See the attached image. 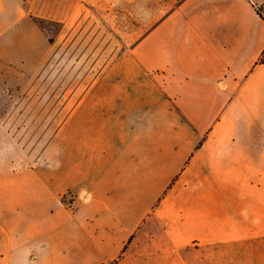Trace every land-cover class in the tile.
Returning a JSON list of instances; mask_svg holds the SVG:
<instances>
[{
    "label": "crops",
    "instance_id": "crops-1",
    "mask_svg": "<svg viewBox=\"0 0 264 264\" xmlns=\"http://www.w3.org/2000/svg\"><path fill=\"white\" fill-rule=\"evenodd\" d=\"M259 7L0 0V68L33 70L87 17L113 35L42 153L4 154L0 115V264H264Z\"/></svg>",
    "mask_w": 264,
    "mask_h": 264
},
{
    "label": "rangeland",
    "instance_id": "rangeland-1",
    "mask_svg": "<svg viewBox=\"0 0 264 264\" xmlns=\"http://www.w3.org/2000/svg\"><path fill=\"white\" fill-rule=\"evenodd\" d=\"M258 11L264 20V8L259 7ZM42 29L53 39L60 24L46 21ZM61 36V43H66L57 44L52 55L33 70H25L23 66L10 68L5 63L0 68L4 154L35 156L42 153L56 131L65 93L80 85L81 79L85 84L87 75L100 72L111 52L107 46L113 41V35L106 34L103 19L95 20L92 31L90 18H84L79 26ZM25 159L20 158L19 166L32 164ZM69 195L72 200L62 198L61 202L73 201V195Z\"/></svg>",
    "mask_w": 264,
    "mask_h": 264
},
{
    "label": "trees",
    "instance_id": "trees-1",
    "mask_svg": "<svg viewBox=\"0 0 264 264\" xmlns=\"http://www.w3.org/2000/svg\"><path fill=\"white\" fill-rule=\"evenodd\" d=\"M258 14L260 15L259 11H258ZM34 22L37 24V26H38L41 30H43L42 28H43V24L46 22L45 20L35 18V19H34ZM48 39H49V42H52V41H53L52 37H48ZM260 62H264V51H263V53H262V56H261Z\"/></svg>",
    "mask_w": 264,
    "mask_h": 264
},
{
    "label": "built area",
    "instance_id": "built-area-1",
    "mask_svg": "<svg viewBox=\"0 0 264 264\" xmlns=\"http://www.w3.org/2000/svg\"><path fill=\"white\" fill-rule=\"evenodd\" d=\"M64 199L65 198V200H66V198H70V200H72V197L69 195V193H65V194H63L62 195V197H61V199ZM62 204L64 205V206H67L68 208H71V206H72V201H68L67 203H63L62 202Z\"/></svg>",
    "mask_w": 264,
    "mask_h": 264
}]
</instances>
